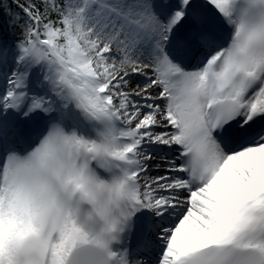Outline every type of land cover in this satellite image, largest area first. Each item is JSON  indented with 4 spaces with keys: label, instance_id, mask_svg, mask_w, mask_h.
I'll list each match as a JSON object with an SVG mask.
<instances>
[{
    "label": "snow or ice",
    "instance_id": "obj_1",
    "mask_svg": "<svg viewBox=\"0 0 264 264\" xmlns=\"http://www.w3.org/2000/svg\"><path fill=\"white\" fill-rule=\"evenodd\" d=\"M0 264H264V0H0Z\"/></svg>",
    "mask_w": 264,
    "mask_h": 264
}]
</instances>
